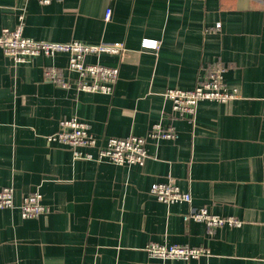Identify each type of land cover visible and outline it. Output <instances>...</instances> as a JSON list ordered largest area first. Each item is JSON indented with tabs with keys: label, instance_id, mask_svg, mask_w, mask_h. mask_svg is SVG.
I'll use <instances>...</instances> for the list:
<instances>
[{
	"label": "crops",
	"instance_id": "obj_1",
	"mask_svg": "<svg viewBox=\"0 0 264 264\" xmlns=\"http://www.w3.org/2000/svg\"><path fill=\"white\" fill-rule=\"evenodd\" d=\"M21 19L36 41L123 43L126 52L87 59L120 68L103 95L45 81L43 69H65L66 54L15 64L0 48V187H13L15 202L0 209V264H160L151 242L208 251L168 264H264V0H0V33ZM145 39L159 48L143 49ZM217 61L236 98L201 101L192 121L178 117L166 91L195 88ZM73 117L98 144L146 137L158 122L178 139L148 140L142 166L75 160L49 140ZM169 178L191 205L151 195ZM37 190L49 211L25 219L22 198ZM203 207L240 225L210 231L185 220Z\"/></svg>",
	"mask_w": 264,
	"mask_h": 264
},
{
	"label": "built area",
	"instance_id": "obj_2",
	"mask_svg": "<svg viewBox=\"0 0 264 264\" xmlns=\"http://www.w3.org/2000/svg\"><path fill=\"white\" fill-rule=\"evenodd\" d=\"M41 5H49L53 1L62 0H37ZM111 10H107L105 20L111 19ZM219 27V26H218ZM23 21L14 29H3L0 33V48L8 59L15 64L28 63L38 57L53 58L55 56L68 55V65L65 69L57 66H47L43 69L45 81L61 88L76 86L79 91L112 95L119 79V66H107L99 61L90 63L87 59L91 56L98 59L103 55L122 56L126 52L123 43L101 42L91 45L80 41L69 43L36 41L24 36ZM143 49L156 50L159 48L157 41L145 39L142 42ZM226 67L222 62H215L210 74L201 78L195 88L191 90L168 89L164 97L171 101L173 113L178 117H190L192 121L196 115L198 104L201 101H216L226 103L235 99V90H229L226 86L224 75ZM70 75H75L73 79ZM177 129L169 124L164 126L162 122L153 125L146 137L130 136L127 138H110L104 144H98V140L91 132L88 123L73 117L63 119L60 122L58 132L49 137V140L57 141L70 149L73 158L81 161H107L118 166L144 165L149 157L146 148L147 141L176 140ZM97 151V156L93 154ZM150 193L159 202L166 205L186 203L192 204L190 192H184L177 182L169 178L168 182L154 183L150 187ZM14 188L0 187V209H14ZM21 215L25 219L38 218L48 213L49 208L43 203L40 191L25 195L20 205ZM186 221L205 223L210 231L217 227L238 226L240 222L233 218H222L214 215L210 209L190 208L185 216ZM147 252L153 258L160 260V264H168L169 261H190L208 253L202 247H189L186 245H160L151 242L147 246Z\"/></svg>",
	"mask_w": 264,
	"mask_h": 264
}]
</instances>
